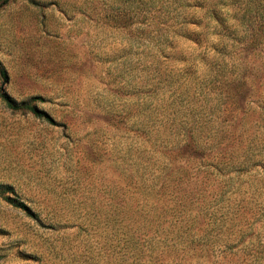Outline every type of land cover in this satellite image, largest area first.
Instances as JSON below:
<instances>
[{
	"label": "rangeland",
	"instance_id": "374dc122",
	"mask_svg": "<svg viewBox=\"0 0 264 264\" xmlns=\"http://www.w3.org/2000/svg\"><path fill=\"white\" fill-rule=\"evenodd\" d=\"M263 20L264 0H0V264H264Z\"/></svg>",
	"mask_w": 264,
	"mask_h": 264
},
{
	"label": "trees",
	"instance_id": "16d2710c",
	"mask_svg": "<svg viewBox=\"0 0 264 264\" xmlns=\"http://www.w3.org/2000/svg\"><path fill=\"white\" fill-rule=\"evenodd\" d=\"M249 30L252 32V36L250 33V40L246 44L245 48L246 49H253V48H255V46L260 44L259 38L264 37V20L262 22L258 23L257 27L255 24L252 23L249 27ZM38 100H41V99L39 97H33L30 99L31 103L36 102ZM3 102H4L5 106L13 112L20 111L23 109V110L31 113L36 118L45 120L46 122H49L51 124L54 123L53 119L46 112H44L41 109H38L35 105H31V103H29V102L17 104L16 102H14V100L9 99L8 97H3ZM13 204H14V207H16V208H19L25 212H30L29 209L23 203H13Z\"/></svg>",
	"mask_w": 264,
	"mask_h": 264
}]
</instances>
